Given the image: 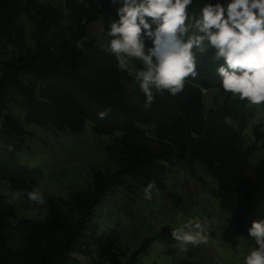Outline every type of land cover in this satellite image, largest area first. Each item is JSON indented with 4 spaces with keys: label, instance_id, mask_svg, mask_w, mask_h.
Masks as SVG:
<instances>
[{
    "label": "trees",
    "instance_id": "1",
    "mask_svg": "<svg viewBox=\"0 0 264 264\" xmlns=\"http://www.w3.org/2000/svg\"><path fill=\"white\" fill-rule=\"evenodd\" d=\"M204 2L193 0L190 11ZM119 6L111 0H64L58 6L0 0V39L18 49L0 63V113L19 107L27 123L54 134L78 136L89 125L95 135L114 137L106 155L115 165L113 172L92 171L85 190L66 199L48 198L41 221L17 219L1 185L6 183L11 192L31 190L40 186V173L19 162L31 134L0 117V264H80L78 257L92 264H144L139 253L152 240L123 255L119 234L95 223L93 210L108 194L121 189L135 194L151 180L164 189L169 168L192 160L203 164L216 182L215 196L228 215L222 233L226 244L236 247L241 236L249 237L252 221L264 219V160L249 164L255 143L264 142L263 125L251 128L254 143L247 147L252 115L246 101L220 91L221 103L205 108L203 94L219 87L211 51L198 55L199 75L189 78L182 93L157 94L145 111L138 82L118 71L115 57L88 32L103 13L117 18ZM85 16L88 21L82 24ZM27 24L32 46L26 43ZM83 35L90 39L86 51L79 52L75 41ZM105 109L110 110L107 118L98 119ZM167 233L169 228H161L158 238Z\"/></svg>",
    "mask_w": 264,
    "mask_h": 264
},
{
    "label": "rangeland",
    "instance_id": "2",
    "mask_svg": "<svg viewBox=\"0 0 264 264\" xmlns=\"http://www.w3.org/2000/svg\"><path fill=\"white\" fill-rule=\"evenodd\" d=\"M38 3H50L58 6L64 0H37ZM198 11V10H197ZM108 15L103 13L92 23L89 34L101 46H107L106 21ZM103 29V30H102ZM26 27V43L32 46ZM18 52L12 44L0 39V63L8 60ZM140 62L130 61L126 71L133 83L135 72L141 67ZM231 98L230 93H226ZM224 94L209 91L203 94L205 108L218 106ZM251 123L246 129L245 146L254 143L251 128L262 124L264 128V105H248ZM0 117L9 120L15 126L23 128L31 136L26 140L27 149L19 154V162L40 173L39 183L44 190L45 201L50 197L66 199L74 192L87 189L92 171L113 172L114 163L107 158L106 147L114 137L95 135L89 125L82 134L75 136L68 132L54 134L32 123H27L19 107L8 106ZM118 137V135H116ZM256 150L249 157V164L254 166L264 160V142L255 143ZM164 189L153 190L150 201L144 199L143 189L126 193L123 189L108 194L93 210V221L102 229H113L119 234V250L129 256L142 242L151 239L147 250L139 253L144 264H243L244 256L254 248L250 237L241 236L236 247H231L222 239L223 229L228 215L220 208L215 196L217 185L203 164L192 160L188 165L182 164L166 172ZM12 192L6 183L1 185V194L6 201ZM27 205L26 202L23 203ZM22 200L15 201L13 207L17 219L25 218L41 221L46 214L45 204L25 207ZM29 206V205H27ZM208 221L209 243L206 245H188V251L182 252L176 242L167 233L159 239L161 228L170 230L182 226L189 220ZM80 264H92L91 261L78 257ZM123 260V259H122Z\"/></svg>",
    "mask_w": 264,
    "mask_h": 264
},
{
    "label": "clouds",
    "instance_id": "3",
    "mask_svg": "<svg viewBox=\"0 0 264 264\" xmlns=\"http://www.w3.org/2000/svg\"><path fill=\"white\" fill-rule=\"evenodd\" d=\"M111 2L120 6L117 18L106 21L107 47L102 50L115 57L121 72L128 70L130 61L140 62L135 80L145 97V111L151 109L157 94L176 97L182 93L189 78L199 75L198 55L210 51L219 78L214 91L230 93L251 106L264 105V0H205L198 11H190L193 0ZM87 21V16L81 19L82 24ZM89 39L83 35L76 40V50L85 52ZM109 111L98 112V119H106ZM153 190L159 191L155 180L143 188L145 200L152 199ZM10 196L9 204L24 198L29 207L46 202L39 185L17 189ZM207 229L208 221L189 220L171 229V238L180 251L187 252L188 245L209 243ZM248 236L255 247L244 256L243 264H264V219L252 221Z\"/></svg>",
    "mask_w": 264,
    "mask_h": 264
}]
</instances>
